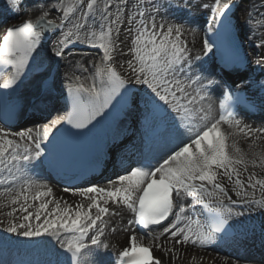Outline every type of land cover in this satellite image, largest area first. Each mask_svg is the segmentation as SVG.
<instances>
[{
	"label": "snow or ice",
	"instance_id": "1",
	"mask_svg": "<svg viewBox=\"0 0 264 264\" xmlns=\"http://www.w3.org/2000/svg\"><path fill=\"white\" fill-rule=\"evenodd\" d=\"M196 4L208 16L203 22L202 51L193 55L183 39L188 19L178 18L182 22L177 23L161 13L176 10L191 14ZM196 4L191 0H74L71 5L64 0H5L8 11L19 15L23 6L35 18L8 26L0 33V124L4 125L0 126V176L7 174V179H0V185H6L0 196L19 205L7 213L12 217L18 211L19 215L0 229L18 239L0 238V251L10 243L30 248L43 245L47 249L44 259L16 260L12 264H106L103 258L110 253L105 217L118 214L107 206L109 201L131 214L124 231L135 227L151 235V229L159 227V235L167 236L170 242L200 248L214 247L231 236L234 226L241 224L246 215L251 217L256 209L264 214V196L255 199L258 186L264 194V179L252 173L246 182L241 180L238 166L247 171L249 161L235 144L227 143L221 128L227 125L254 138L264 134V127L251 128L236 119L234 110L242 99L241 89L251 81L243 76L232 79V73L249 71L248 56L234 28L248 24L251 31V14L236 0H196ZM237 9L242 12L243 24L234 25ZM52 13L58 22L48 18ZM190 31L198 29L192 27ZM57 32L60 36L47 48L45 37ZM76 43L102 50L100 59L89 61L87 67L81 64L80 75L66 71L59 84L55 78L49 82L51 65L37 60L40 49L46 48L49 61L64 60L67 49ZM255 47L264 49V38L256 39ZM214 49L224 52L219 71L204 66ZM117 56L128 59L117 66ZM252 64L264 74V55ZM34 72V90L12 107L23 111L28 105L33 112L48 111L59 87L65 110L47 124L37 126L33 122L31 128L9 131L13 126L7 93L19 89ZM225 75L228 80L223 78ZM257 87L262 93L260 107L264 108V79L257 82ZM105 125L111 128L113 146L119 148L128 136L135 150L134 161L129 160L120 174L105 178L110 187H100L91 180L65 186V193L74 191L86 197V207H62L58 201L42 200L51 195V188L32 194L34 187H46L36 185L38 170L54 169L81 177L85 170L79 168V159L62 160L60 142L68 139L83 143L98 126ZM87 153L91 159L87 171L95 172L107 153L97 141ZM251 163L257 166L255 159ZM260 165L264 166V156L260 157ZM218 176L233 183L232 191L239 200L232 199ZM247 188L253 191L249 193ZM181 193L192 202L178 204L176 198ZM30 199L38 204H30ZM198 206L199 214L193 219ZM260 234L264 242V224ZM239 235L246 236L247 231ZM129 242L130 246L116 256L115 264H161L151 256L149 247L136 243L135 235ZM171 251L166 249L165 255ZM0 264L9 261L0 258Z\"/></svg>",
	"mask_w": 264,
	"mask_h": 264
},
{
	"label": "bare ground",
	"instance_id": "2",
	"mask_svg": "<svg viewBox=\"0 0 264 264\" xmlns=\"http://www.w3.org/2000/svg\"><path fill=\"white\" fill-rule=\"evenodd\" d=\"M5 0H0L1 2H4ZM245 6H243V9H247L251 14V31L249 30V25L244 24L243 26V36L245 35V39L247 41V47L253 56L256 58H259L261 55H264V49H257L255 47L256 39L264 38V0H244ZM55 3H59L60 0H53ZM74 0H64V3L66 5L73 4ZM182 2V0H181ZM193 4H196V0H191ZM205 2L211 3L212 0H205ZM79 14V13H77ZM205 15H207V12H205L202 8L199 7L198 4H196L195 7L192 8L191 14L187 12H179L176 10H171L167 14L161 13V16H163L167 20H175L177 23L182 22V19L178 18H184L186 17L188 19V23L184 24L185 32L183 39H185L189 47L192 49V54L196 55L198 52L202 51V38H201V26L203 23V20L205 18ZM35 18L33 13L31 11H24L23 6L22 10L20 11L19 15L13 14V20L9 23H13L17 21L19 18ZM49 19L56 20L57 15L55 13L50 14L48 17ZM161 19L160 16L157 17V20ZM241 21L242 17H241ZM4 21L0 20V27L1 24ZM241 23V22H240ZM70 27V25H69ZM192 27H196L198 29L197 32L193 33L190 31ZM65 31L68 30L66 27L64 29ZM252 32L256 33V37H252ZM60 36V33L58 34V37ZM124 37L121 36V40H123ZM53 41V40H52ZM50 42L47 46V48L51 47ZM252 46L254 50L251 49ZM257 49V50H256ZM48 52V51H47ZM47 56L46 52L42 53V58H45ZM100 55L95 58L94 54H89L88 52H82L78 55L71 56L69 58H65L63 63L59 66H57L56 69V81H61V78L64 76L65 72H69V75H72L73 73L75 75H80V65L83 64L85 67H87V64L89 61H96L100 59ZM211 56L209 55L205 62H207ZM127 56H117L114 58V63L118 66L121 60H127ZM118 70H120L118 68ZM261 79H264L263 77H257L252 79L248 84V90L252 96H254L259 102L260 97L262 93L257 87V82ZM33 90V86L27 91L23 93V96H26L30 91ZM218 100V99H217ZM217 100L215 108L217 107ZM39 113V112H34ZM59 112H56L49 116L44 122H42L40 125L47 124L51 119H53L55 116H57ZM29 117H31L29 115ZM244 124L249 125L251 128H261L264 127V122L257 121V120H243ZM1 126V125H0ZM39 126V125H37ZM225 133L227 135V143L229 144H235L237 148L240 149V153L243 154L246 159L249 161L247 164V171H244V166H238L240 170V178L241 180L247 181V177L249 174L255 173L256 178L264 179V166H261L259 162L260 157L264 156V134H259L258 137H253L250 135H246L245 133L239 132L238 129H229L227 126L224 127ZM18 129H9V131H16ZM42 130V129H41ZM195 131V129H193ZM11 138V137H10ZM255 159L257 162V166L253 167L251 161ZM223 181L225 182V185L227 186V189L230 193L235 194L234 191H232L233 183L229 181L226 177L221 176ZM0 179H7V174L5 173L3 176H0ZM36 180V185H43L46 187H34L32 189V194H35L36 190L39 191H46L47 188H51V195L49 197H41L42 200L44 199H52L55 201H58L59 204L63 207L65 204L72 205H83L84 207L87 206L89 201L86 197L80 196L79 194L75 193L74 191L65 193L64 188L58 187L56 185L51 184L48 181V178L46 176L38 175L37 177H34ZM235 179V177H233ZM102 187H110L108 183L104 185H100ZM6 187V185H0V191L3 190V188ZM249 193H251L253 190L251 188L246 189ZM264 194L261 193L259 190V186L257 187V190L255 191V199H261ZM178 204L184 203V204H190L191 198L185 197L184 194L178 197ZM30 204H38V201L29 200ZM82 203V204H81ZM110 210H115L118 214L115 216L108 215L105 217L106 220V234L105 239L108 243V253L110 255H105V258L109 259L115 252H118L123 249V247L127 246L130 242V237L135 235L136 240H138V236L134 234L131 228L128 229V231H124L123 229L127 226H123L126 224L125 220L128 219L129 213H127L126 210L117 207L116 205L112 204L111 201H109V204L107 205ZM16 207L19 208V205H12L10 203V199L6 196H0V229L4 227V224L8 223L10 220H13L16 216L19 215V212L17 211L14 213L12 217H9L7 215L8 212L12 211V208ZM52 205H49V210L51 209ZM74 207V206H73ZM30 211H35V208H30ZM237 211H247L243 208H237ZM94 211V210H93ZM197 210L196 213L192 214L193 219H197ZM261 212L259 209H256L254 214L249 216H245L242 220L241 224H237L240 232L247 231L246 237H250L252 239H257L258 237L256 234L252 231V229H257V224L260 222ZM125 222V223H124ZM115 228L116 231H112V229ZM4 233L3 231H0ZM7 234V233H5ZM14 234L10 235L7 234L5 236H13ZM1 235L0 237H5ZM149 239V243L153 245L154 251L157 255H159L164 261L168 262L169 264H175V263H181V264H264L253 262L254 260H249L245 256L239 257L238 255H233L228 253L224 248L219 246V244L215 245L211 248H200L198 246H191V245H176L174 242H170L168 240L167 236H154ZM47 242V241H45ZM157 245H161L160 247H157ZM166 249H172L171 252H169L167 255H165ZM47 249L41 245L40 247H36L34 250L28 252L27 254L30 257H43L45 258V253ZM7 261L11 262L14 258L19 256L21 254L20 251H7Z\"/></svg>",
	"mask_w": 264,
	"mask_h": 264
},
{
	"label": "rangeland",
	"instance_id": "3",
	"mask_svg": "<svg viewBox=\"0 0 264 264\" xmlns=\"http://www.w3.org/2000/svg\"><path fill=\"white\" fill-rule=\"evenodd\" d=\"M218 181L223 182L221 176H218ZM124 225H126V224H124ZM0 233H1V235H3V236L7 235V234L2 233V232H0ZM14 236H15V235L11 236V238H9V239H11V240H15L17 237H14ZM5 237H9V236H5ZM125 247H126V246H125Z\"/></svg>",
	"mask_w": 264,
	"mask_h": 264
}]
</instances>
